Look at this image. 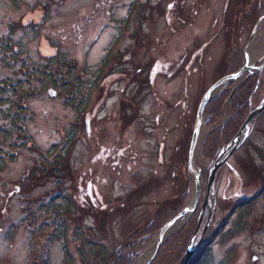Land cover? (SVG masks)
<instances>
[{
  "label": "rangeland",
  "instance_id": "rangeland-1",
  "mask_svg": "<svg viewBox=\"0 0 264 264\" xmlns=\"http://www.w3.org/2000/svg\"><path fill=\"white\" fill-rule=\"evenodd\" d=\"M263 10L264 0H0V91H6L0 99L10 97L11 90L16 93L11 99L20 102L23 110L17 117L24 125V134L18 136L0 113V126L11 129L12 143L23 145L2 148L14 159L0 172V264H62L64 246L52 234L62 216L45 209L57 194L71 195L77 206L78 214L70 216L77 221L66 217L76 264L82 241L71 236V230L77 226L91 240L87 231L111 208L117 211L108 232L102 236L96 231L95 236L104 237L110 251L159 210L178 206L183 211L192 199L185 151L199 100L229 66L239 64L253 31L248 56L252 63L264 58V27L254 29ZM8 39L16 51L11 47L5 52ZM53 60L66 82L63 89L41 83L39 70ZM227 94L219 89L212 101H225ZM262 97L259 87L249 110ZM4 108L1 103L0 111ZM211 108L204 110L195 153L194 165L202 176L198 209L169 236L179 237L156 264H167L185 252L195 231L206 187L203 175L216 160L211 148L202 158V141L233 120L235 138L249 112L247 105L232 109L228 104L226 119L219 121L220 115L213 119L207 114ZM67 145L65 159L74 177L31 181ZM262 156L264 114L218 172L216 211L209 226L218 227L230 206L246 200L252 206L247 229L212 246V264H264V195L261 180L252 173L264 169ZM138 188L148 191L118 211L125 196ZM207 215L205 210L201 228ZM137 245L134 252L144 251L143 256L150 244L145 250ZM231 249L235 253L225 260Z\"/></svg>",
  "mask_w": 264,
  "mask_h": 264
},
{
  "label": "trees",
  "instance_id": "trees-1",
  "mask_svg": "<svg viewBox=\"0 0 264 264\" xmlns=\"http://www.w3.org/2000/svg\"><path fill=\"white\" fill-rule=\"evenodd\" d=\"M10 46H6V51L8 52L10 50ZM241 56H239L240 58ZM108 56L105 58L106 61ZM53 59V58H52ZM241 58L239 59V64H241ZM47 65L42 67V70H39V74H41V83L45 82V84H49L51 86H59V88L63 89V87H66V82L59 78L61 74L59 73L58 65L54 60L51 62L47 61ZM235 66H229V70L225 72L224 75L229 74L231 72H234L235 70H238L240 68ZM56 66V68H55ZM148 66V65H146ZM149 67V66H148ZM235 68V69H234ZM234 69V70H231ZM68 74V73H67ZM65 79V78H64ZM257 82V77L251 78L245 82V85L242 88H238L233 96L230 98L229 105L232 107V109L238 108L239 106H242L243 108H246V105L248 107V101L249 98L253 95V92L255 89V85ZM28 84V83H27ZM253 87V88H252ZM0 91V97L6 93L5 88L1 87ZM14 89V88H12ZM22 92V91H21ZM20 92V93H21ZM16 93L11 90L10 97H6L4 100L0 99V102L6 106L2 111H0L2 115V119L4 122H8V124L13 127H15L18 132L19 126L18 124L21 122L17 117V112H21L22 106H20V102H16L11 97L15 96ZM229 96V93L227 94V98ZM2 98V97H1ZM22 98H25L24 96ZM226 99V98H225ZM224 99V100H225ZM225 101L223 99H219L216 101L210 102L207 106L212 107L207 111V114H210V116L215 119L216 116H219L221 113V109L224 105ZM199 104V103H198ZM244 108V109H245ZM81 112V111H79ZM212 121V119H210ZM243 121V120H242ZM214 122V120H213ZM236 123V120H233L232 123L227 124L221 129H218L214 132L215 135H210L205 140L204 146H203V158H206L207 155V149L211 148L214 152L211 153L214 155L213 158L216 157V153L219 151V149L223 148V145L226 144L229 140L232 139L233 132L231 131L232 125ZM234 123V124H233ZM4 124V123H3ZM5 125V124H4ZM241 125V124H240ZM12 131L11 129L7 128V125L0 126V172H3L4 167L6 165V162H13L14 157H7V153L2 151V148L4 146L9 147L10 149L15 147H23L19 146V144L12 143ZM71 143V141H70ZM69 143V144H70ZM71 145V144H70ZM69 146L67 145L64 149L63 154H59V156H56L54 159V162L51 165H47V167L39 171L40 173L37 175L30 177L31 181H38L43 183L44 181H47V178L54 177V179H58L57 181H60L61 178L64 177H70L73 178L72 172L69 169L68 166V160L65 159V156L67 158V148ZM57 147H53V150H55ZM206 149V150H205ZM187 154V151H185V155ZM7 157V159H6ZM187 157V155H186ZM264 162V156L261 157ZM66 166V167H64ZM257 174L259 179L261 180V193L260 195H264V169L260 168ZM205 177V180H207V175H203ZM73 180V179H71ZM206 185V184H205ZM206 190V187H205ZM204 190V191H205ZM148 190H144L143 188L135 189V191L130 192L125 196L123 199L122 204L118 207V211H123V207H126V209L129 208V206H132V202L135 199L141 198L143 194H145ZM216 206V202L214 204V207ZM252 206V201L246 200L244 202H241L240 204H236L231 207L230 212L224 217V220L221 224H219L218 227H211L209 226L207 232L201 239L199 246L195 249V253L192 256V258L189 261V264H212V246L215 245L219 241H225L229 240L234 236H237L238 234H241V232L245 231L247 219L249 218L250 210ZM211 207L213 208V204H211ZM77 206L76 203H74L71 195H66L64 193L57 194L55 196H52L47 203V206H45V209L53 211L57 216L61 215V220H58V227L54 230L53 238L56 240H61L63 248V262L62 264H76V258L72 255L70 247L68 246V232H69V223L66 220V217L68 220H70V216L77 215ZM171 206V207H165L161 210H159L155 216L149 221L145 222L143 225H140L137 229H135L129 236H127L124 241L122 242L121 246L118 248H113V251H110L108 248V245L103 242L104 237H98L97 239L95 236L97 235V232H100V234L103 236L108 232V222L112 219V214L115 215V211L111 208L109 209L107 214H104V218H102L100 221L96 219V228L93 226L87 231L88 234L92 235V239H85V233L84 231H79L78 227L76 226L71 230V236L74 238H77V240L82 241L81 247L77 250L80 256V264H135L136 258L140 255L139 253L134 252L135 248L138 246V243H141L144 247L149 243L150 239L155 235L157 230H159L163 225L166 224L169 220L176 217V215L182 210ZM214 209V208H213ZM216 211V207H215ZM214 210H212V214L215 213ZM211 214V217H212ZM64 216V217H63ZM77 216L74 217L72 220L73 223L77 221ZM214 223L212 218V224ZM194 231V229H192ZM79 232V233H78ZM192 232V231H191ZM193 233V232H192ZM136 235V236H135ZM177 237H179L177 235ZM176 237V238H177ZM174 238V239H176ZM174 239L166 241V243L161 247L159 250V254L156 258V260L153 262V264L158 263L161 261L160 259L165 258V253L169 247H171L175 241ZM186 241L184 246H186ZM184 249V247H183ZM232 252L235 253V250L229 251L225 257V260H231ZM184 250L181 254H178L176 256V259L168 262L167 264H180L178 263L179 260L184 255ZM222 262L221 264H223ZM166 264V263H164Z\"/></svg>",
  "mask_w": 264,
  "mask_h": 264
},
{
  "label": "water",
  "instance_id": "water-1",
  "mask_svg": "<svg viewBox=\"0 0 264 264\" xmlns=\"http://www.w3.org/2000/svg\"><path fill=\"white\" fill-rule=\"evenodd\" d=\"M251 39L248 42V45L250 46L253 38H254V33L251 34ZM260 67L256 68V72L261 73L264 71V63H262L261 65H259ZM254 68L252 66H250L248 64V59L247 62L244 65V68L241 69L240 71H238L237 73H234V75H230V76H226L224 77L222 80L216 82L215 84H213V86L211 88L208 89V91L203 95L202 99L200 100V104L198 106L197 109V114L195 117V125H194V129L192 132V139L190 142V148L188 151V162H187V166H188V173L190 176H192L193 178V193H192V199L190 201V203L188 204V206H186L185 210L182 211L180 214H178L176 216L175 219H173L170 222H167L166 225H164L159 232L156 234L155 238L156 241L151 243L150 247H153L154 250L152 252V255L149 256L146 259V262L144 264H150L157 256L159 249L161 248V246L165 243L166 239L169 237L168 236V230L175 227L176 223H179L180 226L177 227V230H179L185 223H187L188 218L193 215L195 213V211L197 210V205L199 203L200 200V193H201V176H200V171L196 168H194L193 166V160H194V154H195V150L198 146V142L200 139V128L202 126V118H203V114H204V108L206 107V105L210 102V100L214 99L215 97V93L218 91L219 88L223 87L225 84L227 83H231L234 82L235 80L239 79L240 77H242L243 75L247 74V77L252 75V70ZM233 93V92H232ZM264 98V96H263ZM262 111H264V99L262 100V102L258 105V107L256 108V110L254 111H250L247 119L245 121V123L242 125V127L239 129L237 136L230 142L229 145H227V147L223 150H221V152L219 153V157L216 159V162L213 164V166L210 168L209 170V178L207 181V191L205 194V199L204 202L202 204V209L201 212L198 216V222L195 228V231L193 233V235L190 238V242L188 244V247L186 249V253L183 256V259L181 260V264H189V260L192 257L193 253H194V243H195V239L198 236V232L202 223V217L204 214V211L206 208H208V221L207 224L204 227V233L207 230V226L209 225L210 222V206H209V194L211 193L212 189H213V182L215 179V174L217 172V170L224 165V162L227 160V158L229 156H231L232 154H234L235 151H237V149L241 146L242 144V140L244 137L247 136L248 134V130H249V125L251 123V121L257 117L258 114H260ZM183 219V221H182ZM176 230V231H177Z\"/></svg>",
  "mask_w": 264,
  "mask_h": 264
},
{
  "label": "bare ground",
  "instance_id": "bare-ground-1",
  "mask_svg": "<svg viewBox=\"0 0 264 264\" xmlns=\"http://www.w3.org/2000/svg\"><path fill=\"white\" fill-rule=\"evenodd\" d=\"M197 158V155H195V159ZM195 159H194V162H195ZM194 162H193V166H194V168L196 167V165H194ZM180 226V224L179 223H176V226L175 227H173V228H171V229H169L168 230V235H170V234H172V233H174V232H176V230H177V227H179ZM156 241V239L154 240V242ZM150 251H151V248H149L146 252H145V254L140 258V260H139V262H138V264H144L145 262H146V259L150 256Z\"/></svg>",
  "mask_w": 264,
  "mask_h": 264
},
{
  "label": "flooded vegetation",
  "instance_id": "flooded-vegetation-1",
  "mask_svg": "<svg viewBox=\"0 0 264 264\" xmlns=\"http://www.w3.org/2000/svg\"><path fill=\"white\" fill-rule=\"evenodd\" d=\"M153 70H154V69H153ZM153 70H152V71H153ZM161 164H162V159H161Z\"/></svg>",
  "mask_w": 264,
  "mask_h": 264
}]
</instances>
